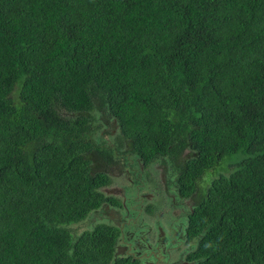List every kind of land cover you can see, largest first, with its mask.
Masks as SVG:
<instances>
[{
  "label": "trees",
  "instance_id": "16d2710c",
  "mask_svg": "<svg viewBox=\"0 0 264 264\" xmlns=\"http://www.w3.org/2000/svg\"><path fill=\"white\" fill-rule=\"evenodd\" d=\"M95 150L175 166L198 264H264V0H0V264L130 263L74 230Z\"/></svg>",
  "mask_w": 264,
  "mask_h": 264
},
{
  "label": "flooded vegetation",
  "instance_id": "af4514ba",
  "mask_svg": "<svg viewBox=\"0 0 264 264\" xmlns=\"http://www.w3.org/2000/svg\"><path fill=\"white\" fill-rule=\"evenodd\" d=\"M109 134L112 136L109 143L98 135L96 145L103 149L117 145L120 131L116 124ZM119 141L128 145L126 139ZM162 159L145 164L133 152L117 154L114 161L107 162L93 151L91 173L102 172L106 176L105 183L98 188L104 199L83 223L93 221L85 229L105 224L119 230L114 261L121 258L128 259L129 264L199 263L194 253L196 238H190L187 232L190 216L199 202L198 192L183 195L177 169L169 160ZM158 169L164 174L161 179L157 176ZM170 209L174 215H170ZM166 211L169 212L167 216Z\"/></svg>",
  "mask_w": 264,
  "mask_h": 264
},
{
  "label": "rangeland",
  "instance_id": "374dc122",
  "mask_svg": "<svg viewBox=\"0 0 264 264\" xmlns=\"http://www.w3.org/2000/svg\"><path fill=\"white\" fill-rule=\"evenodd\" d=\"M62 114L66 115V116H69L71 115V113L65 111V110H61ZM112 121L110 120V118L108 116H105V115H101L100 113H97V112H93L92 115H91V125H92V128H93V137H97L98 135L101 136L102 139L106 140V142H110L111 139H112V136L109 134L114 126L112 125L111 123ZM106 124V126H105ZM190 153V152H189ZM186 154L185 156H187L186 158L184 159H188L191 157L190 154ZM159 159V158H157ZM165 159V158H164ZM162 159V160H164ZM159 172H157V176L159 179H161V177L164 175L162 170L158 169ZM176 175V173H175ZM208 183L207 182H203L201 183V186L202 188H205L207 187ZM144 189V187H143ZM170 212V215H174L175 213H173L172 211L173 210H168ZM166 211L167 213L165 214V216H167L169 214V212ZM90 224L92 225L93 224V221L92 220H87L85 222V224L82 222H79L76 224V229H74L77 233L80 234V232L84 231L85 228H88V226H90Z\"/></svg>",
  "mask_w": 264,
  "mask_h": 264
},
{
  "label": "bare ground",
  "instance_id": "6f19581e",
  "mask_svg": "<svg viewBox=\"0 0 264 264\" xmlns=\"http://www.w3.org/2000/svg\"><path fill=\"white\" fill-rule=\"evenodd\" d=\"M114 259H116V255H115V258Z\"/></svg>",
  "mask_w": 264,
  "mask_h": 264
}]
</instances>
